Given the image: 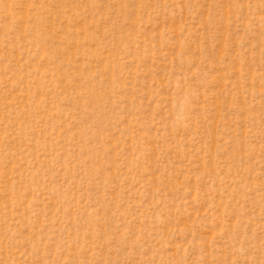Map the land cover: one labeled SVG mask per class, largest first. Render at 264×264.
I'll use <instances>...</instances> for the list:
<instances>
[{"label": "rangeland", "instance_id": "1", "mask_svg": "<svg viewBox=\"0 0 264 264\" xmlns=\"http://www.w3.org/2000/svg\"><path fill=\"white\" fill-rule=\"evenodd\" d=\"M0 264H264V0H0Z\"/></svg>", "mask_w": 264, "mask_h": 264}]
</instances>
